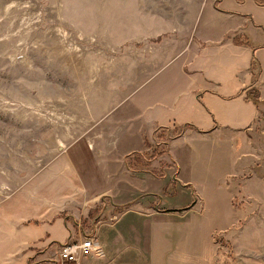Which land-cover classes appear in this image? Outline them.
I'll return each mask as SVG.
<instances>
[{"label":"rangeland","instance_id":"obj_1","mask_svg":"<svg viewBox=\"0 0 264 264\" xmlns=\"http://www.w3.org/2000/svg\"><path fill=\"white\" fill-rule=\"evenodd\" d=\"M209 3L0 0V201L49 163L85 166L88 137L107 147L115 139L93 171L103 196L77 206L90 214L73 222L75 239L99 228L121 251L118 264H264V85L248 92L259 117L242 139L214 142L180 126L150 138L134 125L129 95L151 50L169 31L182 39ZM184 135L179 168L167 154ZM168 148L158 164L144 160Z\"/></svg>","mask_w":264,"mask_h":264},{"label":"crops","instance_id":"obj_2","mask_svg":"<svg viewBox=\"0 0 264 264\" xmlns=\"http://www.w3.org/2000/svg\"><path fill=\"white\" fill-rule=\"evenodd\" d=\"M262 1L213 0L199 10L190 31L182 32V39L176 30L169 31L157 44L159 49L154 53L151 50L154 60L149 66L144 64V79L129 95L137 115L134 125L141 133L144 130L143 136L154 138L158 131L173 126L193 127L190 129L198 136L212 137L214 142L226 133L238 139L245 136L259 117V107L248 92L264 85ZM148 35L153 37L151 31ZM254 60L259 64L257 80L251 68ZM184 137L165 153L154 158L153 153L144 160L153 166L169 150L167 155L180 168L173 152ZM88 139L92 143L82 148L85 166L79 162L77 168L71 157L69 167L49 163L39 169L30 186L24 185L0 201V264H62L52 253L70 240L78 241L73 222L83 216L89 218L90 211L86 209L81 216L77 206L103 196L104 191L94 189L98 178L93 171L116 141L107 147L101 140ZM225 148L224 153L231 156L233 150ZM191 150L194 152L192 146ZM236 150L240 149L235 147L233 152ZM124 158L128 170H134L129 158ZM154 175L157 180L166 179L162 174ZM113 227L108 230L111 235L117 232ZM92 238L98 252L76 264H118L116 253L121 251L104 242L99 228Z\"/></svg>","mask_w":264,"mask_h":264},{"label":"built area","instance_id":"obj_3","mask_svg":"<svg viewBox=\"0 0 264 264\" xmlns=\"http://www.w3.org/2000/svg\"><path fill=\"white\" fill-rule=\"evenodd\" d=\"M99 247L96 240L90 236L78 241H70L63 244L57 254L56 258L60 262L73 263L79 262L82 258L91 256L98 252Z\"/></svg>","mask_w":264,"mask_h":264},{"label":"trees","instance_id":"obj_4","mask_svg":"<svg viewBox=\"0 0 264 264\" xmlns=\"http://www.w3.org/2000/svg\"><path fill=\"white\" fill-rule=\"evenodd\" d=\"M261 3H264V1H262ZM252 70H253V75H254V77H255V80H257V78H258V74H259V64H258V62L256 61V60H254L253 61V63H252ZM257 68V71L255 72V69ZM182 128H193V127H190V126H184V127H182ZM166 131L168 130V129H165ZM166 151H161V152H159V153H154V155L152 156L153 158L154 157H157L158 155H160V154H162V153H165ZM127 166H129L128 165V163H127Z\"/></svg>","mask_w":264,"mask_h":264}]
</instances>
